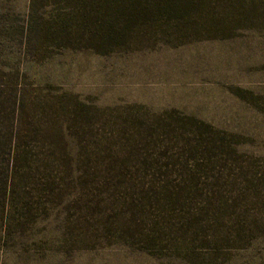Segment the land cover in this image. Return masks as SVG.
I'll return each instance as SVG.
<instances>
[{
  "label": "rangeland",
  "instance_id": "1",
  "mask_svg": "<svg viewBox=\"0 0 264 264\" xmlns=\"http://www.w3.org/2000/svg\"><path fill=\"white\" fill-rule=\"evenodd\" d=\"M196 1L0 0V264H264V0Z\"/></svg>",
  "mask_w": 264,
  "mask_h": 264
},
{
  "label": "trees",
  "instance_id": "2",
  "mask_svg": "<svg viewBox=\"0 0 264 264\" xmlns=\"http://www.w3.org/2000/svg\"><path fill=\"white\" fill-rule=\"evenodd\" d=\"M193 1H196V0H193ZM198 1H199L198 5H200V7H201L202 2L204 0H198ZM186 3L187 2H185V3H176L175 2L174 5H172L171 10L174 11V12H176V6L178 4L182 5V8H183V6L185 7ZM12 224L13 225L18 224V226H19L21 223L16 222L15 221V218H13L12 219ZM12 227H11V224H9L8 226L6 225V227L4 228V232H3V240L4 241L7 240V238H10V237H12L14 235V233H15L14 231L15 230H13ZM14 229H15V227H14ZM110 235L111 234L107 233V235L105 237L107 239H111L112 236H110ZM141 236L142 237L138 238L137 235L135 233H132V232L131 233H129V232L127 233L126 232V233H121L120 234V238L124 242L129 243L127 245L136 246V244H141L142 247H143V249L145 251H148V252L149 251H153V250H157V249H167L166 246L163 247V244H162L163 241L161 240V238L159 236L152 235V233L142 234ZM239 236H240V238H242L243 235L240 234ZM81 240H82V238H81ZM86 242H88V241H86V239H84V241H82V243H84V244Z\"/></svg>",
  "mask_w": 264,
  "mask_h": 264
}]
</instances>
